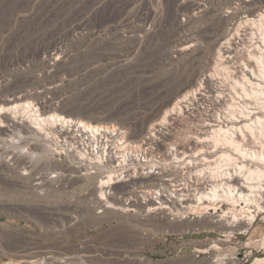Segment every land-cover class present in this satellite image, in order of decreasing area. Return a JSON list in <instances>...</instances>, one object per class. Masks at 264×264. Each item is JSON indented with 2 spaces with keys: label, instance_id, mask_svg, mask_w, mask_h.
<instances>
[{
  "label": "rangeland",
  "instance_id": "obj_1",
  "mask_svg": "<svg viewBox=\"0 0 264 264\" xmlns=\"http://www.w3.org/2000/svg\"><path fill=\"white\" fill-rule=\"evenodd\" d=\"M263 6L264 0H0V97L29 93L40 111L55 107L91 123H117L139 139L212 67L235 19ZM54 47L63 53L49 62ZM28 139L18 147L40 156L25 162L17 153L14 168L4 161L10 147L0 148V263L264 264V211L247 231L226 233L205 218L168 219L140 201L127 208L131 187L102 200L95 176H72L36 136ZM55 170L56 185L41 178ZM197 211L234 210L223 200Z\"/></svg>",
  "mask_w": 264,
  "mask_h": 264
},
{
  "label": "bare ground",
  "instance_id": "obj_2",
  "mask_svg": "<svg viewBox=\"0 0 264 264\" xmlns=\"http://www.w3.org/2000/svg\"><path fill=\"white\" fill-rule=\"evenodd\" d=\"M228 12L223 11L221 17L226 18ZM249 12L238 16L217 43L212 67L196 75L160 117V124L177 125L183 137L175 144L176 167L169 183L170 201L158 206L148 202L146 206L151 212H162L163 217L182 223L205 218L211 226L232 233L247 231L246 227L255 223L256 215L264 211V6ZM188 46L187 43L178 50ZM61 53V48L54 47L48 51L46 60L55 62ZM36 100L29 93L0 97V148L10 147V155L4 158L8 166L13 167L17 153L26 157L25 162L40 156L36 150L17 144L24 139L28 141L42 125L74 124L95 131V124L71 117L73 113L68 111L59 113L51 107L40 113L35 107ZM109 129H116V124L98 123V131ZM156 135L157 124L153 123L147 136ZM134 149H142V142H134ZM118 151L128 153L131 144H118ZM149 175H159V168H149ZM131 177L132 170L110 174L105 190H112ZM159 181L155 177L144 187L132 189L129 192L132 202H126L127 208L135 205L138 196L150 195ZM95 188L100 192L97 197L105 199L97 182ZM223 200L234 210L231 214L197 211L202 205H216ZM236 210L246 214L238 216Z\"/></svg>",
  "mask_w": 264,
  "mask_h": 264
},
{
  "label": "built area",
  "instance_id": "obj_3",
  "mask_svg": "<svg viewBox=\"0 0 264 264\" xmlns=\"http://www.w3.org/2000/svg\"><path fill=\"white\" fill-rule=\"evenodd\" d=\"M34 102L35 107L42 113L39 103ZM205 104L200 107L202 112ZM98 123L93 122L95 131H86L85 127H75L74 124L47 123L31 136H36L40 145L49 151L54 161L67 167L72 176H95L98 188L102 189L106 197L119 186L137 189L143 187L148 180L158 177L160 181L152 188L153 192L147 197L138 196L136 203L140 201L141 206L148 209L146 206L148 202L158 206L162 202L170 201L169 183L176 167L175 144L183 137L182 135L180 139L178 138L179 129H175L169 123L160 124L158 119L154 122L157 124L156 137H148L146 130L139 139H130L127 129L121 125L116 123V129L98 131ZM134 142H142V149H134ZM118 144H131V151L119 153ZM21 167L23 170L20 172L26 174L27 166ZM149 168H159V175H149ZM123 170H132V177L115 185L112 190H105L107 176ZM60 176L61 170H55L38 177L46 178L50 184L56 185ZM127 202H132L130 197ZM125 204L127 205L126 202ZM0 264L12 263L4 261Z\"/></svg>",
  "mask_w": 264,
  "mask_h": 264
},
{
  "label": "crops",
  "instance_id": "obj_4",
  "mask_svg": "<svg viewBox=\"0 0 264 264\" xmlns=\"http://www.w3.org/2000/svg\"><path fill=\"white\" fill-rule=\"evenodd\" d=\"M194 248L196 249V248H199V247H197V246H194Z\"/></svg>",
  "mask_w": 264,
  "mask_h": 264
}]
</instances>
